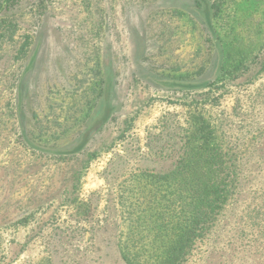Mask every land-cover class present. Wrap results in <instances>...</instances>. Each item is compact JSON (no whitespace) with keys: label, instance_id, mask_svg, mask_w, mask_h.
<instances>
[{"label":"rangeland","instance_id":"374dc122","mask_svg":"<svg viewBox=\"0 0 264 264\" xmlns=\"http://www.w3.org/2000/svg\"><path fill=\"white\" fill-rule=\"evenodd\" d=\"M190 235L180 264H264V0H0V264Z\"/></svg>","mask_w":264,"mask_h":264},{"label":"trees","instance_id":"16d2710c","mask_svg":"<svg viewBox=\"0 0 264 264\" xmlns=\"http://www.w3.org/2000/svg\"><path fill=\"white\" fill-rule=\"evenodd\" d=\"M218 157V153L214 149H211L207 152V154L204 157V162L207 163L206 166L208 168L215 167L212 162ZM225 170L230 173L231 171L230 167H224ZM207 174V171H206ZM232 182L228 181H222V183H217L216 181H212L210 183H207L204 190L206 192V195H210V198L208 197L204 198L202 201L206 202V207L209 209V217L211 218V215L215 212V210H219L222 208L223 204L228 200V196L230 194L231 184ZM187 235V234H186ZM191 238H195L194 235L188 236V237H180V239L177 241L176 245L171 249L169 257L167 261H165L162 264H180L182 261V258L187 254V251L190 249L191 244L190 241Z\"/></svg>","mask_w":264,"mask_h":264}]
</instances>
